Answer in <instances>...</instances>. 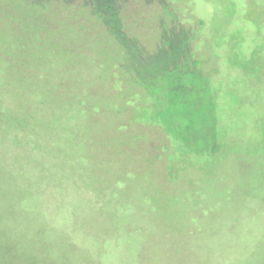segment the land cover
I'll return each mask as SVG.
<instances>
[{
  "label": "rangeland",
  "instance_id": "1",
  "mask_svg": "<svg viewBox=\"0 0 264 264\" xmlns=\"http://www.w3.org/2000/svg\"><path fill=\"white\" fill-rule=\"evenodd\" d=\"M62 4L0 57L7 264H264V0Z\"/></svg>",
  "mask_w": 264,
  "mask_h": 264
},
{
  "label": "trees",
  "instance_id": "2",
  "mask_svg": "<svg viewBox=\"0 0 264 264\" xmlns=\"http://www.w3.org/2000/svg\"><path fill=\"white\" fill-rule=\"evenodd\" d=\"M58 2L60 5L62 4V0H0V23L2 28H4L5 32L2 33L3 42L0 43V57L2 59H6V57L11 56L16 59H21L18 62V68L15 66L14 68L19 72L23 73L26 63L23 59L28 56V53L31 54L32 64L31 70L33 72H38L40 74H44L46 65L43 63V52L42 45L44 44L43 31L47 29V21L45 19V13L47 9H51L52 3ZM63 5V4H62ZM52 6V7H51ZM14 11L16 18L13 19L14 22H21L22 27L25 29L31 28L33 31H18V33L10 34L9 27H12V20L8 19L10 16V12ZM34 21V23H32ZM33 25L31 26L30 25ZM34 31H37V33ZM45 37L51 41V35L49 33L44 34ZM71 41V40H69ZM63 49L62 52H64ZM67 54V53H66ZM51 65L56 66L57 63L50 62ZM21 76L20 74H17ZM56 97V96H55ZM20 98V97H19ZM21 99V98H20ZM80 102V101H79ZM76 103L74 107L76 109L82 108L83 106ZM25 104V103H24ZM23 104V105H24ZM42 103H39L41 105ZM73 105L70 107L72 108ZM27 110V108H26ZM2 116V113L0 112ZM26 117V115H25ZM30 117V114H29ZM34 119V116H31ZM10 119L13 121L14 117L10 115ZM18 129L10 128L11 130H16V133H24V130L27 126L30 128L36 129L35 124H33L28 118L26 120L19 121ZM34 125V126H32ZM6 131L1 127L0 136L5 137ZM14 246L11 247L9 245H1L0 246V264L9 263L10 256L14 257L15 255ZM25 264H36L30 258L26 260Z\"/></svg>",
  "mask_w": 264,
  "mask_h": 264
}]
</instances>
